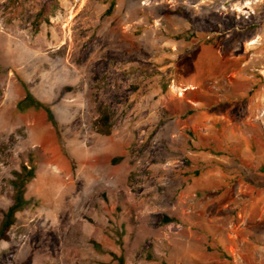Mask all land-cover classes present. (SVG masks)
<instances>
[{
    "label": "rangeland",
    "instance_id": "374dc122",
    "mask_svg": "<svg viewBox=\"0 0 264 264\" xmlns=\"http://www.w3.org/2000/svg\"><path fill=\"white\" fill-rule=\"evenodd\" d=\"M23 165L0 264H264V0H0V226Z\"/></svg>",
    "mask_w": 264,
    "mask_h": 264
},
{
    "label": "trees",
    "instance_id": "16d2710c",
    "mask_svg": "<svg viewBox=\"0 0 264 264\" xmlns=\"http://www.w3.org/2000/svg\"><path fill=\"white\" fill-rule=\"evenodd\" d=\"M56 4L57 0H51L52 7ZM175 13L181 14V16L186 17V15L184 13H181L180 11H175ZM40 16H42V14ZM183 36L184 35H181V38ZM20 82L25 89L26 94L25 97L20 102H18L16 111L18 113H27L31 110H43L46 112L48 118L56 127V122L54 120V115L50 105L36 98L31 93L24 81ZM95 124L98 133L102 135H110L113 128L110 112L107 109H102L101 116ZM35 177L36 170L34 166L28 167L27 165H23L19 171H15L13 173V178L10 180L12 189L14 191L13 203L5 212L4 219L0 226V243L8 242L10 240V231L17 221V214L30 206L32 200L27 199L26 197L27 187L35 179ZM165 221H168V219H165ZM93 244L97 246L95 242ZM112 256L118 264H126L125 258L123 256H118L114 253H112Z\"/></svg>",
    "mask_w": 264,
    "mask_h": 264
}]
</instances>
